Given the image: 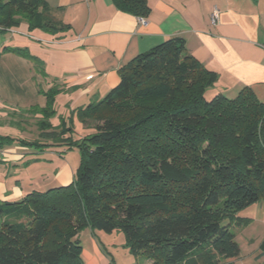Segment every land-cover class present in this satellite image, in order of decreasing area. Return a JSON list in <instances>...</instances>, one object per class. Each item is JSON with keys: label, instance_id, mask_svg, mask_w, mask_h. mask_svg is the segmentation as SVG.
I'll use <instances>...</instances> for the list:
<instances>
[{"label": "trees", "instance_id": "trees-1", "mask_svg": "<svg viewBox=\"0 0 264 264\" xmlns=\"http://www.w3.org/2000/svg\"><path fill=\"white\" fill-rule=\"evenodd\" d=\"M113 2L143 18L150 12L147 0ZM50 11L46 0H0V32L23 21L55 34L71 29ZM3 50L45 77L42 59L26 47ZM118 72L119 83L102 99L74 109L91 127L77 140L64 118L51 121L60 86L45 92L44 107L27 109L41 115L40 133L20 144L77 147L81 159L70 184L0 200V264H85L86 228L94 237L96 230L123 231L130 252L152 264H217L240 255L231 227L241 223L239 211L264 197V101L249 86L234 97L207 98L218 73L189 53L182 36ZM13 140L2 135L0 145Z\"/></svg>", "mask_w": 264, "mask_h": 264}, {"label": "crops", "instance_id": "crops-1", "mask_svg": "<svg viewBox=\"0 0 264 264\" xmlns=\"http://www.w3.org/2000/svg\"><path fill=\"white\" fill-rule=\"evenodd\" d=\"M46 1L51 15L71 29L55 34L30 29L23 21L6 31L0 46L1 115L7 111L9 116H24L31 107H44L45 92L54 85L62 88L56 107L67 102L74 110L99 101L119 83L121 66L173 36H182L189 53L218 73V80L207 92L234 97L249 86L264 101V0H147L150 12L144 17L146 23L113 0ZM215 7L220 12L216 26L211 24ZM7 46L26 47L42 59L49 76L37 73L28 59L3 50ZM22 153L25 159L27 153ZM17 162L20 160L3 163ZM3 163L0 200L9 202L19 201L33 190L70 184L77 167L63 161L51 179L24 183L8 177ZM85 230L92 245L83 246L85 264H111L91 229Z\"/></svg>", "mask_w": 264, "mask_h": 264}, {"label": "rangeland", "instance_id": "rangeland-1", "mask_svg": "<svg viewBox=\"0 0 264 264\" xmlns=\"http://www.w3.org/2000/svg\"><path fill=\"white\" fill-rule=\"evenodd\" d=\"M6 34L7 32H0V46L3 44ZM45 74V77L49 76V74ZM213 96L212 93L207 92V98ZM54 108L57 112L56 119L52 124L58 125L61 123V118H64L69 125L73 126L74 140L79 139L82 134L91 130V127L81 123L76 114L73 113L74 110L69 108L67 102H63L61 106L58 105L57 107L54 103ZM27 112L28 114H24V116H9L7 111H3V116L0 114V136L7 135L14 138L11 147L19 146L17 152L26 151L27 153V157L25 159L21 158L17 164L3 163L9 172L7 176H13V178H16L15 181L21 179L24 183H30V181L41 182L42 180L51 179L58 164L63 161L78 166L81 155L77 147L66 149L64 146L58 145L27 146L20 144L19 139L32 141L39 138L40 130L38 129V117L36 116L38 113L34 112L33 109ZM21 117L23 118L21 119ZM20 173L21 175H19ZM238 216L241 223L234 224L231 230L235 233L240 246V255L233 261L220 258L217 264H264V253L260 249V245L264 240V197L239 211ZM87 231L80 233V239L83 246L91 248V236ZM95 237L99 246L111 260V264H152V260L145 256L130 252L126 244L125 234L121 230H115L113 233L96 230ZM202 262H204V259H200L198 264H202Z\"/></svg>", "mask_w": 264, "mask_h": 264}, {"label": "built area", "instance_id": "built-area-1", "mask_svg": "<svg viewBox=\"0 0 264 264\" xmlns=\"http://www.w3.org/2000/svg\"><path fill=\"white\" fill-rule=\"evenodd\" d=\"M219 10L215 7L211 13V24L216 26L219 23ZM141 22L146 23L145 18H140ZM17 148L19 146H16L14 148H5L0 145V163L6 162V161H12V160H20L23 158L24 154L21 152H17Z\"/></svg>", "mask_w": 264, "mask_h": 264}]
</instances>
